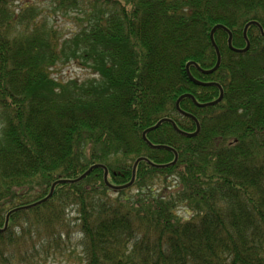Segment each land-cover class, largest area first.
I'll return each mask as SVG.
<instances>
[{
    "label": "trees",
    "instance_id": "16d2710c",
    "mask_svg": "<svg viewBox=\"0 0 264 264\" xmlns=\"http://www.w3.org/2000/svg\"><path fill=\"white\" fill-rule=\"evenodd\" d=\"M39 1V0H38ZM41 1V0H40ZM0 0V264H264V0ZM49 14L78 22L63 36ZM222 55L217 64L211 31ZM171 123L143 133L170 119ZM75 65L89 78L53 74ZM175 152L178 161L175 165ZM183 210L188 216L179 214ZM75 211L76 218L70 219ZM74 252L72 251L71 254Z\"/></svg>",
    "mask_w": 264,
    "mask_h": 264
},
{
    "label": "water",
    "instance_id": "95a60500",
    "mask_svg": "<svg viewBox=\"0 0 264 264\" xmlns=\"http://www.w3.org/2000/svg\"><path fill=\"white\" fill-rule=\"evenodd\" d=\"M252 25H256V26L259 27V24H258L257 22H250V23H248V24L245 26L244 31H243V35H244V39H245L246 42H247V46H246V48H244V49H236V48L233 47V45H232L233 35H232V33H231L228 29H226L225 27H223V26H221V25L215 26V27L213 28V30L211 31L210 37H211V42H212V44H213V46H214V48H215V50H216V52H217V64H216V66H215L213 69H211V70H202V69H201L198 65H196L195 63H189V64H187V66H186V70H187V72H188L189 78H190L195 84H197V85H200V86H217L218 88L221 89V86H220L219 84H206V83H203V82H200V81L196 80V79L191 75V73H190V71H189V67H190V65L195 64V65H196V68H197L200 72H202V73H204V74H206V75L213 74L214 72H216V71L220 68V66H221V62H222V55H221L220 50H219V48H218V46L216 45V42H215V40H214V34H215V32H216L217 30H220V29L225 30V31L229 34L228 46H229V48H230L232 51H234V52H236V53H246V52H248V51L250 50V48H251V44H250L249 39H248V36H247V31H248V28H249L250 26H252ZM260 30H261V34L264 36V31H263V29L260 28ZM223 96H224V94H223V91H222V89H221V94H220L219 99L216 100V101H214V102L207 103V104H199V103L196 101V99H195L192 95H190V94H186V95L182 96V97L179 98V100L177 101V104H176V106H177V110H178L182 115L191 118L192 120H194V121L197 123V130H196V132H194V133H185V132L181 131V130L177 127L176 123L173 122L172 120H170V119H162V120L159 121L155 126L149 128L148 130H146V131L143 133V138H144V140H145L150 146H152V144L149 143V141L147 140L146 135H147L148 133H150V132L155 131L156 129H158L163 123H171L172 126H173V128H174L177 132H179L180 134L185 135V136H187V137H189V138H193V137L198 136L199 133H200V131H201L200 123L197 121V119H196L194 116H192L191 114L185 113V112H183V111L180 109V102H181L183 99L189 98V99H191V100L194 102V104H196V105L199 106V107H210V106H215V105H217L218 103H220V102L223 100ZM152 147L155 148V149H161V148H164V149H170V150H172L171 148L166 147V146H152ZM144 160H145L144 158H140V159H138V160L136 161V163H135V165H134V168H133V176H132V180H131V182L128 183V184H126V185H123V186H115V185H112V184L109 182V179H108V177H109V171L107 170V168H106L105 166H101V165H94V166H92V167H91V168H90L85 174H83L80 178H78V179H76V180H58V181H56V182L52 185V187H51V191H50L49 195H48L45 199H43V200H41V201H39V202H36V203H34V204H32V205L25 206V207H21V208H17V209H14V210L10 211V212L8 213L7 217H6V224H5V226H4L3 229L0 228V232H5V231L7 230L8 222H9V218H10V216H11L13 213L18 212V211L23 210V209L25 210V209H29V208H32V207H36V206H38V205H41V204L47 202V201L53 196L54 190H55V188H56L57 185L65 184V183H74V182H77V181H81V180H83L84 178H86L87 176H89V175H90L95 169H97V168H99V167H102V168L104 169V171H105V173H104V179H105V183H106V185H107L109 188H111L112 190H115V191H120V190H124V189H128V188H130V187L133 186V184H134V182H135V179H136L137 166H138V164H139L141 161H144ZM177 161H178V155H177V153L175 152V160H174V162L172 163V165H175V164L177 163Z\"/></svg>",
    "mask_w": 264,
    "mask_h": 264
},
{
    "label": "rangeland",
    "instance_id": "374dc122",
    "mask_svg": "<svg viewBox=\"0 0 264 264\" xmlns=\"http://www.w3.org/2000/svg\"><path fill=\"white\" fill-rule=\"evenodd\" d=\"M32 2L35 1L37 5L41 8H46V11H50V4L48 2H43L44 0H31ZM48 18L50 19L51 23L55 24V27L59 29L60 33L63 36H69L73 32H76L79 30V24L75 20L72 19H67L66 17L60 15V14H49ZM89 72L80 70L78 69L75 65H70L69 67L63 69L62 71H59L55 74H53V78H56L61 81H68L71 79H80V80H85L89 78ZM180 215H183L184 217H187L188 215L184 213L183 210L179 211ZM76 213L75 211L70 212L69 217L70 219L73 220L76 218ZM72 231V236H71V248L69 252H67V256H54L50 257L47 260L46 264H79V260L77 258L79 255L82 254V248L78 247L79 242H80V236L78 235V230L75 226V223H71L70 226ZM74 252L71 254V252ZM39 264H44L42 261H40Z\"/></svg>",
    "mask_w": 264,
    "mask_h": 264
}]
</instances>
